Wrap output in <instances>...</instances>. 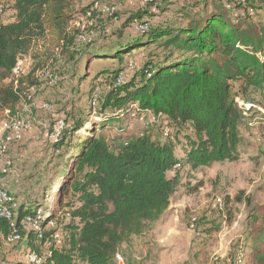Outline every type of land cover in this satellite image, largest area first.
Masks as SVG:
<instances>
[{
    "label": "trees",
    "instance_id": "16d2710c",
    "mask_svg": "<svg viewBox=\"0 0 264 264\" xmlns=\"http://www.w3.org/2000/svg\"><path fill=\"white\" fill-rule=\"evenodd\" d=\"M79 1L0 0V123L16 117L29 102L30 88L40 84L39 65L14 77L19 56L30 53L39 40H48L67 54L86 42L76 41L79 29L70 24L76 13L89 10ZM148 2L153 10L145 8L128 16L114 31L112 44L94 48L90 41L86 43L87 58H113L118 66L98 70L95 77H103L107 85L97 98L100 119L72 146L76 152L60 173L67 174L57 183L54 206L61 212L55 220L66 231L62 247L53 246L52 229L37 239L28 234L27 246L39 254L44 248L51 251L43 264H115L120 245L146 232L168 209L180 185L178 174L169 177V172L239 158L241 128L247 126L249 108L237 96L251 90L264 93V26L247 21L252 13L264 12V0H238L245 17L234 16L224 0H197V11L182 5L175 12L182 22L161 20L167 0ZM145 15L149 19L143 20ZM135 22L147 28L137 31ZM152 45L155 50L144 60L124 65L125 56L140 54ZM132 104L161 114L172 129L171 136L163 139L159 127L152 124L132 136L107 139L94 133L125 118ZM74 126L83 127L81 122ZM261 131L264 134V127ZM73 132L65 129L54 149L59 150ZM27 213L35 216L21 206L15 220L21 237L25 234L21 220ZM255 221L249 234L250 259L264 264V211ZM12 231L10 223L0 218V248L1 236Z\"/></svg>",
    "mask_w": 264,
    "mask_h": 264
},
{
    "label": "rangeland",
    "instance_id": "374dc122",
    "mask_svg": "<svg viewBox=\"0 0 264 264\" xmlns=\"http://www.w3.org/2000/svg\"><path fill=\"white\" fill-rule=\"evenodd\" d=\"M91 1L80 0L77 4L92 5ZM100 1L112 8L114 14L96 9L92 11L91 16L79 13L74 15L76 23H82L87 28L86 34L89 38L84 44L77 45L78 51L72 54L63 53L56 50L48 40H39L32 45L30 58H27L25 63V71L36 65L40 66L37 71L40 73V84L36 91L30 93L35 104L47 101L51 105L48 110L35 109L32 116L33 125L39 126L44 135L56 118L62 117L66 132L72 128L74 131L67 136L65 144L59 150L54 149L55 144L48 143V140L41 151L43 155L35 159L30 158L32 149L31 152L27 150L28 157L26 155L22 158L18 168H13V165V170L9 173H14L9 182L15 187L16 195L13 194L18 204L24 206L25 210L37 211V214L45 213L48 208L55 206L57 183L66 178V173H60L72 151H75L72 146L87 134V128L95 123V120L100 119L96 111L97 98L105 92L107 85L103 77H95L98 70L118 66L113 58H87L86 53H83L87 47L86 43L90 41V46L94 48L112 44L116 40L114 31L122 21L138 10L148 8L152 11L154 7L145 0ZM196 1L167 0L168 9L160 16L161 20L182 22L175 12L182 5L187 6L191 12L197 11L199 6L195 5ZM224 1L234 16L245 17V10L237 6L238 0ZM6 16L7 13L2 17ZM142 19L149 17L145 15ZM247 21L264 26V12L252 13ZM130 31L126 30L125 34L128 35ZM154 47L152 45L132 57L125 56L124 65H136L144 60L149 52L155 50ZM50 70L58 75L53 82L42 75L44 71ZM237 101L247 104L249 108L247 126L241 128L243 142L239 148V158L197 170L183 167L169 172V177L178 174L180 179V185L172 195L169 209L161 220L149 226V237L133 239L126 252L123 251L124 255L120 253L124 264L127 261V264H254L250 259L249 234L256 223L254 219L264 211V134L261 131L264 127V93L251 90L248 95H238ZM130 109L125 118L114 121L103 131L95 129L94 133L104 134L107 139L142 133L149 125L145 120L149 122L150 116H145V120L132 117ZM38 120L42 123H37ZM76 122H81L83 127L75 128ZM22 140L12 142L7 152L12 144H20ZM178 151L179 147H176V152ZM7 152L5 156L0 157L3 158L2 165L5 160H11L7 157ZM237 196L241 201L236 200ZM215 197L222 199V204L218 207L213 204ZM56 212L57 215L60 214V211ZM193 216L197 220L194 227L190 225ZM27 234L28 231L25 230L20 241L2 242L0 264H27ZM145 246H150L153 250L159 247L156 257L145 253ZM46 251L47 248H44L43 252Z\"/></svg>",
    "mask_w": 264,
    "mask_h": 264
},
{
    "label": "built area",
    "instance_id": "2783aa9c",
    "mask_svg": "<svg viewBox=\"0 0 264 264\" xmlns=\"http://www.w3.org/2000/svg\"><path fill=\"white\" fill-rule=\"evenodd\" d=\"M99 1L100 0H92V5H88L89 10L85 14H79H88L89 16H91L90 14H92V11L96 9L103 10L104 12H107L111 15L114 14V10L112 8H110L109 6H105L103 4V1ZM70 24L71 27L79 29V32L76 35L77 42H83L89 39L88 35L86 34L87 28L84 24L76 23L74 17ZM134 26L137 31L145 30L147 28V24L141 25L137 22H135ZM27 58H30V53L26 55H21L17 58L16 63L12 69V74L14 75V77H19L20 75H23L29 71H25L26 69H24ZM39 74L40 73H36L37 77ZM42 75H44L51 82L55 81L58 77V75L52 70L44 71ZM122 81L123 77L120 76L118 78V82ZM34 91H36V88L31 87L30 93H33ZM27 98L29 102L25 103L22 106L19 114L16 117L8 121H2L0 123V157L6 155L7 148L12 142L21 141L24 137L25 132L31 129L34 123V118L32 116L36 108L40 110H48L51 108V105L47 101H40L38 105H36L34 99L31 97V94H29ZM245 108H248L247 104H245ZM130 116L140 118L141 120H145V116H150L149 122L148 120H145L146 123L159 127L163 139H166L171 136L172 129L169 126L168 122L162 119L161 114L154 115L151 111L148 110L141 111L137 104H134L130 109ZM65 129L66 128L63 118H56L53 125L49 127L47 132H45V138L49 141L50 144H55L61 139ZM13 165L14 164L11 160H5L4 164L0 167V175L4 173L5 175H8L13 170ZM213 204L215 207L220 206L222 204V199L220 197H215L213 200ZM20 207L21 205L20 203L18 204V201L14 194L11 193L7 188L0 185V218L7 220L13 227V231L9 235L1 236V240L3 243L16 242L22 239L21 235L18 233L15 227V220L18 216V211ZM32 213H34L35 216L32 217L31 214L27 213L22 218L21 224L23 226V229L27 230L28 234L32 233L36 239L42 237L44 230L52 229V244L55 248H61L65 241L66 231L63 229V224L57 223L55 220V217L60 216V214L57 215V212L55 211L53 206L48 208L45 213L37 214V211H32ZM66 218L67 220H69L68 215ZM196 222V217L193 216L190 220V225L194 227ZM28 234L26 235V237H28ZM36 239H34V243L37 242ZM47 246L49 248V244ZM25 254L27 264H43L46 258L51 255V251L47 249L46 252L42 251V253L39 254L35 249H32L30 246H27ZM114 261L117 264H124L123 256L118 252L114 255Z\"/></svg>",
    "mask_w": 264,
    "mask_h": 264
},
{
    "label": "crops",
    "instance_id": "0c3cea01",
    "mask_svg": "<svg viewBox=\"0 0 264 264\" xmlns=\"http://www.w3.org/2000/svg\"><path fill=\"white\" fill-rule=\"evenodd\" d=\"M37 123H42V122H39V120H38ZM45 142H47V139L41 133V129L39 128V126L33 125V127L31 129H29L27 132H25L23 140H22V142H20V144H16V145L12 144L10 146V148L7 152V157L9 156L11 161L14 163V165H15L14 168H16V167L18 168L20 166V163L22 162L21 161L22 158L25 157L28 152H31V149H32V152L30 153V158L35 159V157H37L39 155H43V152L41 154V151L44 149V146L46 144ZM27 150H29V151L26 152ZM27 157H28V155H27ZM2 163H3V158H0V167H1ZM11 175H14V173L8 174V175H0V184L3 187L7 188L11 193H14L16 195L14 185L9 182ZM171 199H172V197L170 198V203H171ZM169 206H168V209H169ZM166 211L164 212V214L166 213ZM164 214L162 215V217L164 216ZM161 218L159 220H161ZM159 220H157V221H159ZM157 221L153 222L152 224H155ZM150 235H151V232L150 231L148 232V230H147L143 234L131 236L127 242H124L120 245V247L118 249V253H122L124 255V252H126V249L129 247V245L133 241V239H135L137 237H139V238H144L145 236L149 237ZM139 241H141V240L139 239ZM134 246H136V245H134ZM140 247H141V245H140ZM149 247L150 246H148V247L145 246V248H143L145 250V253H147L149 255H154L156 257L157 251L160 248L158 247L155 250H153V248H149ZM127 262H126V264H127ZM115 264H117V263H115Z\"/></svg>",
    "mask_w": 264,
    "mask_h": 264
}]
</instances>
